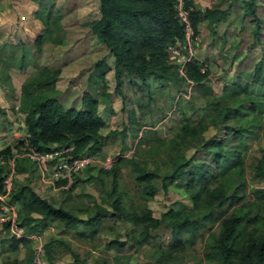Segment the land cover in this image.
Returning <instances> with one entry per match:
<instances>
[{
	"label": "trees",
	"instance_id": "16d2710c",
	"mask_svg": "<svg viewBox=\"0 0 264 264\" xmlns=\"http://www.w3.org/2000/svg\"><path fill=\"white\" fill-rule=\"evenodd\" d=\"M47 1L46 6L35 13V19L43 25L34 41L38 52L46 43L64 42L62 38L65 34L60 24L64 15L55 3ZM98 1L99 16L88 22V26L115 60V89L123 100V87L130 79V84L139 80L143 87L148 88L154 81L161 83L160 87L192 84L194 92L201 94L203 105H199L192 96L188 98L191 113L188 115L183 111L185 117L182 124L169 140L157 137L151 140L147 130L139 135L140 127L134 125L140 123L142 129L147 125L138 120L133 109L128 112L129 126H125L126 123L121 132L110 131L108 136H104L101 129L106 123L99 110L103 103L98 97L111 96L105 89V76L110 67L102 61L96 62V77L90 76L88 81L89 87H95L92 89L95 96L84 93L81 109L65 108L58 99L56 82L59 70L46 65L38 67L28 72L21 86L17 110L24 114V137L16 144L0 149V195L5 193L4 180L13 168L12 189L7 201L17 207V221L26 234H43L53 225L65 230L81 225L88 231L87 236L94 237L103 229L106 217L130 223L131 232L126 235L127 239L116 237L105 244L107 250L113 248L117 251L114 256L116 263L124 260L129 263L120 255L128 242H133L137 251L146 245L148 248L151 243H159L163 237H152L151 233L158 229L163 219L165 226L171 228L172 239L167 249L153 244L149 247L152 261L156 264H187L191 258L195 260L193 264H264V187H251L246 179L248 170L254 180L264 181V148H260L259 157H254L247 165L245 163L246 150L264 135V57L255 65L254 71L244 72L232 82L223 83L217 93L211 85L210 66L205 67L204 62L193 57L186 63V74L182 76L175 57L168 51L169 45L184 43L177 0ZM217 1L214 7L202 9L195 6L194 0H185V7H191L189 15L196 34L204 21H207L213 35L218 25L227 21L234 3L224 8L222 5L228 0ZM241 1L240 18H251L254 23L251 35L256 43L262 44L260 35L264 21L256 13L260 0ZM19 60L15 59L17 64H8L6 68L17 66L19 70H26L25 55ZM2 81H6L10 91H15L14 86L8 83V73ZM134 97L137 101L143 99L139 94ZM150 100H153L152 95ZM145 106L147 108L148 105ZM154 127L151 125L149 130L157 134ZM208 132L210 136H207ZM132 133L139 138L140 146L144 143L147 147L139 151L136 149L131 155H120L111 169H96L98 165L93 164L71 171L70 183L67 176L56 181V187L67 197L63 201L66 206L41 197L29 183L37 166L23 155L28 146L41 152L72 147L67 153L57 156L51 162L54 165L60 157L69 158L68 162L85 155L101 158L99 154L110 141V136L121 135L122 144H126ZM232 140L237 141L232 149L236 171L226 163L231 157L226 145ZM188 145L195 149L190 156L186 152ZM194 168L196 171H193ZM123 169L133 173L141 197L150 201L159 190L168 192L173 189L192 194L193 209L187 206L169 207L161 217H155L145 204H125V192L121 191ZM83 173L86 174L84 178L79 176ZM20 175H28L27 182L20 183ZM184 176L189 177L186 184L179 185L180 181L184 182ZM105 178L109 179L111 186L102 195L101 201L99 197L81 191L79 195L84 196L87 203L74 207L69 204L80 184H103ZM210 179L217 180L212 188L208 186ZM198 182L203 183V187H198ZM247 192L250 193L246 195ZM81 213H86L87 219H82L79 216ZM9 227L10 223L4 222L0 234L9 232ZM83 238L91 241L88 237ZM198 238L203 242L202 258L190 252V244ZM60 243L64 245L65 241L56 237L47 240L45 252L48 261L53 259ZM32 244V239H16L13 236L11 250L18 255L24 249L25 258L5 264H34ZM73 255L78 262V254ZM94 264H109V260L104 258L100 262L96 258Z\"/></svg>",
	"mask_w": 264,
	"mask_h": 264
},
{
	"label": "rangeland",
	"instance_id": "374dc122",
	"mask_svg": "<svg viewBox=\"0 0 264 264\" xmlns=\"http://www.w3.org/2000/svg\"><path fill=\"white\" fill-rule=\"evenodd\" d=\"M55 3L64 17L60 22L65 36L62 38L64 42L59 44L46 43L41 52H38L35 47V39L43 29L42 23L35 19L37 10L42 9L47 4V0H0V149L7 145L16 144L22 140L25 133L24 114L17 110L19 105V97L21 94V86L27 79L28 72H32L41 66H48L53 70H59V80L56 82L58 86V99L65 108H80L82 106V98L84 93L94 97L92 91L95 87H89L88 81L90 76L96 77L95 64L98 61L110 67V71L106 73V92L110 98L98 97L103 103L100 106V115L105 121V127L101 129L104 136L109 135V131L121 132L125 126H129L128 112L135 110L138 120L147 125L143 127L140 123L134 125L139 126V135L143 131L148 133V137L154 140L157 137L161 140L171 139L178 131L183 121V111L190 115L188 109L190 99L198 101L199 105H203L204 100L199 92H194L193 85H164L160 87L159 82H151L150 87H143L139 80L134 83H129L127 80L123 87V95L125 99L117 93L115 74L113 71L114 58L109 54L106 46L91 32L88 22L98 18L99 16V1L98 0H51ZM233 2L232 8L227 21L218 25L216 34H212L207 21H204L199 26V32L196 34V48H194L195 57L204 62L205 67L210 66L212 75L210 76L211 85L218 93L223 83L232 82L244 72L254 71L255 65L264 57V24L260 35L261 43H256L252 37V29L254 23L251 18L241 19L242 15L241 0H228L222 6L225 8L229 3ZM195 6L199 8L214 7L218 3L217 0H194ZM256 13L260 19L264 21V0H260L259 6L256 8ZM40 22V23H39ZM65 38V40H64ZM5 46V47H4ZM25 55L28 68L20 74L17 66L6 68L8 64H17L21 57ZM10 59V60H9ZM19 64V63H18ZM7 69V70H6ZM10 74V82L15 91H10L6 86V81H2L5 74ZM91 77V78H92ZM100 78V77H97ZM7 83V84H8ZM141 86L143 88H137ZM187 91V93H186ZM143 96L140 101L135 100L134 95ZM152 95L153 100H150ZM181 95V96H178ZM97 96V95H96ZM178 96V99H177ZM152 101V102H150ZM145 105H148L147 108ZM82 108V107H81ZM80 108V109H81ZM145 122V123H144ZM151 125H155L153 130H149ZM145 129V130H144ZM136 133V131L134 132ZM134 133L128 136L126 144H122L121 135L110 136V141L103 147L101 158L111 157L117 160L120 155H131L134 152L146 148L143 143L138 144V137H134ZM211 133L208 132L207 136ZM134 137V138H133ZM246 150L245 163L246 165L254 158L260 156V148H264V135L258 143L252 142ZM237 145V141L228 142L226 149L231 157L226 162L230 165L233 171H236L235 160L232 156V149ZM195 149L188 145L187 155L190 156ZM200 157V155H198ZM100 158V159H101ZM211 161V160H210ZM213 163V162H212ZM102 168L100 166L95 167ZM196 171V168L193 169ZM219 173V171H216ZM232 173V171L229 173ZM83 178L85 173L79 175ZM28 175H20L18 180L20 183L27 182ZM53 170L51 169L48 176H42L37 170L32 173L29 183L34 190L48 200H52L56 205L66 206L63 202L67 199L63 192L56 187L53 189L51 179ZM219 177V176H218ZM189 177L184 176L183 181L179 185L184 186ZM246 179L251 187H264V181L254 180L248 170ZM216 179H210L208 186L210 188L216 185ZM198 187H203V183L198 182ZM109 179L105 178L104 183L80 184L77 188L69 204L78 206L85 204L86 198L80 196L81 191H85L90 195L99 197L106 194L108 187L110 188ZM104 190V191H103ZM121 191L125 192V204L134 203L136 206L145 204L149 207L157 217H161L162 213L169 207L178 208L187 206L193 209L191 203L192 194L183 193L169 189L168 192L159 190L154 198L145 199L141 197L139 186L134 181V175L128 169H123L121 178ZM78 193V195H77ZM250 193L247 192L246 195ZM249 199L250 195L247 196ZM147 200V201H146ZM184 208V207H183ZM82 219H87L86 213L79 215ZM1 217V212H0ZM105 225L94 237L87 236L88 231L81 225L65 230L61 226L53 225V228L42 234L43 241L46 243L51 237H56L65 241L64 245H59L58 250L53 255V259L48 261V264H94V260L108 259L109 264H156L152 261L149 247L162 246L168 247L172 239L171 228L165 226L163 239L159 243H151L141 250H135V244L128 242L124 249L120 251L123 258L129 260L115 262L114 256L117 251L115 249L107 250L105 244L109 243L116 237H121L122 240L127 239L126 235L131 232V224L121 220L115 221L113 218L106 217ZM2 223H0V229ZM88 237L91 239L83 238ZM33 248L36 242L33 241ZM12 235L7 231L0 234V264L12 262L13 260L22 261L25 258V250L22 249L18 255L11 250ZM191 253L202 258L203 242L200 238L190 244ZM73 253L78 254L79 260L76 262ZM48 260V259H47ZM195 260L191 258L187 264H193Z\"/></svg>",
	"mask_w": 264,
	"mask_h": 264
},
{
	"label": "built area",
	"instance_id": "2783aa9c",
	"mask_svg": "<svg viewBox=\"0 0 264 264\" xmlns=\"http://www.w3.org/2000/svg\"><path fill=\"white\" fill-rule=\"evenodd\" d=\"M177 11L180 21L183 23L184 29V43L179 42L175 45H169L168 51L172 53L175 57V63H177V69L182 76H185L186 63L193 57L194 54V44L196 42V33L192 27L189 11L190 8L185 7V0H177ZM204 71V68L202 69ZM72 147L69 148H60L53 152H41L34 149L32 146H28L27 150L23 154L24 156L30 158L35 162L38 170L42 174V176H48L50 170H53V177L51 179V184L53 189H56V181H58L61 177L67 176L69 179V183L71 182V171H79L81 169L87 168L89 165L97 164L98 166L104 168L105 170L111 169L113 166L115 159L111 157H107L104 159H100L98 157L92 155H85L82 157L74 158L71 162L69 158L60 157L59 162L52 165L51 162L57 157L61 156L64 153L70 151ZM14 169H11V173L4 180V190L5 193L0 195V223L9 222V233H11L12 237L14 236L16 239H21L23 237H27L32 239V241L36 242V246H34L35 257L34 264H48V260L46 258L45 252V242L43 241L42 234L33 233L26 234L25 230L22 226L19 225L17 221V207L14 204H11L7 201L9 197V193L12 189V174Z\"/></svg>",
	"mask_w": 264,
	"mask_h": 264
},
{
	"label": "water",
	"instance_id": "95a60500",
	"mask_svg": "<svg viewBox=\"0 0 264 264\" xmlns=\"http://www.w3.org/2000/svg\"><path fill=\"white\" fill-rule=\"evenodd\" d=\"M165 232V224H164V221L163 219L160 220V225L158 227V229L154 230L152 233H151V236L154 237V236H163Z\"/></svg>",
	"mask_w": 264,
	"mask_h": 264
},
{
	"label": "crops",
	"instance_id": "0c3cea01",
	"mask_svg": "<svg viewBox=\"0 0 264 264\" xmlns=\"http://www.w3.org/2000/svg\"><path fill=\"white\" fill-rule=\"evenodd\" d=\"M39 23H40V22H39ZM17 70H18V72H19L20 74H22V73L25 71V70H20V71L22 72V73H21V72L19 71V69H17ZM9 75H10V77H11V73H10ZM25 78H26V77H24V75H23V80H25ZM57 88H58V86H57ZM100 106H101V105H100ZM110 131H111V130H110ZM110 131H109V132H110ZM109 132H108V133H109ZM154 216H155V214H154ZM155 217H157V216H155ZM52 228H53V226L50 227L48 230H50V229H52ZM48 230H47V231H48Z\"/></svg>",
	"mask_w": 264,
	"mask_h": 264
}]
</instances>
